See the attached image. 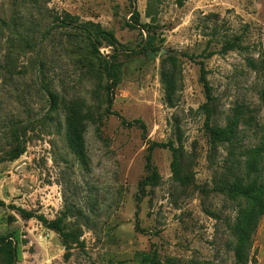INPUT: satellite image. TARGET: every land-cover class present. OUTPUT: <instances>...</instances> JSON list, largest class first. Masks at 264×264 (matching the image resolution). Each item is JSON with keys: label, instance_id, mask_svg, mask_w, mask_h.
<instances>
[{"label": "rangeland", "instance_id": "374dc122", "mask_svg": "<svg viewBox=\"0 0 264 264\" xmlns=\"http://www.w3.org/2000/svg\"><path fill=\"white\" fill-rule=\"evenodd\" d=\"M58 17L73 24L57 26ZM97 29L116 40L98 39ZM170 56L178 58L173 106L161 81ZM201 60L210 122L231 125L232 143L211 142L205 128ZM108 62L120 69L115 89ZM111 97L112 111L147 125L145 137L106 111ZM76 101L89 117L85 162L67 143L65 107ZM28 120L26 152L0 162V199L50 220L71 206L65 224L80 242L67 254L58 233L0 207V237L17 245L16 264H152L144 254L162 264H235L233 225L250 199L229 188L264 182V0H0V157L12 147V125ZM148 139L181 140L188 182L173 179L171 151L156 148L159 178L138 209ZM256 151L260 169L250 172ZM247 264H264V216Z\"/></svg>", "mask_w": 264, "mask_h": 264}, {"label": "trees", "instance_id": "16d2710c", "mask_svg": "<svg viewBox=\"0 0 264 264\" xmlns=\"http://www.w3.org/2000/svg\"><path fill=\"white\" fill-rule=\"evenodd\" d=\"M134 1V0H133ZM148 14V13H147ZM139 11L134 10V17L136 19V24H139ZM58 20L57 26H70L72 23L71 20L65 21L61 20L60 17L56 18ZM88 35H93V31L89 28L84 29ZM49 33V30L45 34ZM97 38H112L115 37L112 33H109L102 29H97L96 34ZM150 39V37H149ZM97 47V44H95ZM235 46V43H227L224 46V50L232 49ZM190 59L196 60L194 55H187ZM170 61V67H163L161 71V81L165 87L166 93V102L168 105L173 106L175 103L176 95V69L178 67V58L175 56L168 57ZM200 64V80L203 84L206 96L207 103L202 106V109L205 110L206 122L205 128L210 137L211 142H226L232 143L235 136V129L231 125H226L224 127L214 126L210 122V113L212 108L209 105V101L212 99V86L208 79V69L206 67L205 61L201 60L198 62ZM41 70V65L39 66ZM120 69L114 67L111 62L107 64V75L111 78L110 87L115 89L118 84L121 82ZM46 92L49 97V102L52 109L58 107L57 96L49 89L46 88ZM113 98H109L108 106L106 111L111 114L117 115L123 125L132 127L139 126L142 129V134L145 137L147 134V125L141 119L127 120L125 117L120 115L118 112L112 111ZM66 111V136L67 143L70 150L76 155V157L85 162L87 159L86 153V144H85V132L87 129V119L89 118L87 113L84 110V105L80 101H76L65 107ZM32 121H18L14 123L11 127V143L12 147L7 151L3 156L0 157V162L9 160L13 161L18 159L23 155L26 150V139L25 135L27 130L31 128ZM147 155H146V167L149 171V174L145 176L140 181V189L138 196V209H139V200H141L143 194L145 193L146 186L154 183L159 178V173L157 167L153 164V154L156 148H168L172 153L171 161V170L173 173V179L180 184H186L188 179L182 173V157L184 154V146L181 140H178V145L175 144V140H169L168 142H157L149 140L147 141ZM261 152L256 151L250 162L248 168L250 172H258L260 169L261 163ZM229 191L233 194L247 197L250 199V203L240 209L239 214L236 218V221L233 225V232L236 237V242L234 244V253L236 258L235 264H247L249 262V251L252 248L253 234L255 233L260 218L264 216V182L259 181L258 177H254L251 183L248 185L240 186L233 184ZM0 207L16 209L18 213L25 219L36 218L42 222L46 227L55 231L60 235L63 245L67 249V254L72 248L74 243L80 242V231L77 228H67L65 224V219L68 216V212L72 210L71 206H67L66 210L55 219H48L43 214H38L35 211L27 210L22 207H17L14 204H7L4 200L0 199ZM0 253L4 259V264H16L17 262V245L15 242L7 236L0 237ZM143 262H150L152 264H162L161 261L151 254L143 255Z\"/></svg>", "mask_w": 264, "mask_h": 264}, {"label": "water", "instance_id": "95a60500", "mask_svg": "<svg viewBox=\"0 0 264 264\" xmlns=\"http://www.w3.org/2000/svg\"><path fill=\"white\" fill-rule=\"evenodd\" d=\"M166 53H167L166 49H163V50L161 51V54H162V55H164V54H166Z\"/></svg>", "mask_w": 264, "mask_h": 264}]
</instances>
